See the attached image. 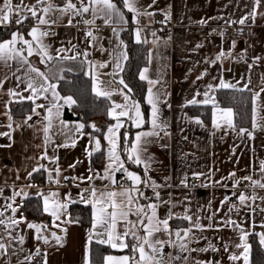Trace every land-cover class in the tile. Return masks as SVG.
I'll return each instance as SVG.
<instances>
[{"label":"crops","instance_id":"1","mask_svg":"<svg viewBox=\"0 0 264 264\" xmlns=\"http://www.w3.org/2000/svg\"><path fill=\"white\" fill-rule=\"evenodd\" d=\"M14 5L29 6L37 3V0H12ZM78 2V0H73ZM119 4L120 0H116ZM55 3L62 6V0H55ZM152 0H139V6L141 9L147 8ZM254 0H156V4L152 8H148V11L155 12V15L162 16L165 22L172 25V28L168 30L166 37H161L159 32L153 28L154 16H140L134 17L132 13L127 12L124 9L126 24H110L106 25L103 18H97L95 25H101L102 29L99 32H94L91 28L96 40H91L86 36V32H79L73 28L78 19H92L91 11L85 14L83 18L76 16L72 18V14L62 15L59 11H55L47 15V19L51 22L56 21V24H52L50 31L55 35H50L46 38L50 48V54L53 57H57L56 49L59 48H71L72 45H76L75 51H79L81 55L77 60H63L53 59L50 62L41 63L40 57L37 54L28 59L41 71L48 73V69L55 66V71L58 76H63V79H52L50 82L57 85L56 91L61 97L70 96L64 94L60 90V82H64L70 78V75L75 71L82 72L86 78L89 79L90 93L94 96L92 91V76L97 73L100 74L101 81H107L112 79L111 76L106 75L112 73L114 70L113 52L116 45L120 40L124 41L118 51L126 53L129 59V53L127 48V42L131 40L134 44H140L135 39V29L142 28L141 39L147 40V43H143L146 46V61L140 68L139 73L147 67L149 69L147 75L151 79H159L161 83L157 85L158 88L166 90L169 94L166 99L171 104V108L161 104L162 117L167 120L168 127L166 131L169 135L165 136L164 132L160 133L163 139L156 140L155 143L148 146V153L152 156L151 170L148 175L151 180L155 181L158 185L165 184V178L168 185L171 187H162L157 189L161 193L163 200L172 201L173 203L179 202L172 210L181 215L186 209H190L189 214L200 212L201 223L208 225L213 224V228L207 229L204 232L196 231L197 236L206 237L207 239H200L196 243L189 245L190 248L207 247L209 243L215 246L219 251H211L206 253L193 252L182 253L189 257V264H192L193 260H208L215 262L219 261L220 264H243V261H230L228 259V252L224 251V244L229 245L230 252L239 251L234 247L235 244L241 243L239 236L240 232L234 225H225L224 221L231 219L236 222L237 225L244 228L246 232L250 233L248 236V243L252 245V251L250 254V264L253 263V249L258 246L261 252L264 253V246L259 243V233H264V212L260 209H264V201L257 199L256 201L248 200L244 206L239 204L237 197L244 193L248 196L255 194L257 197H264V188H253L251 181L241 180L240 184L234 185V180L229 178L230 173H235L236 178L244 176H252L253 179L261 180L262 173L259 168V163L264 160V131L259 129L254 131V138H250L247 135H237L240 128L252 129V95L250 96V124L249 127H239L236 122V131L231 129L221 128L215 129L212 125V112L213 106L211 103L208 105L197 104L188 105L186 102L193 98L197 91L203 93L207 90L208 84L217 86L219 81L223 79L226 82L236 84L237 88H243L245 84L255 92H259L260 88L264 86L261 81V77L264 76V0H261V4L256 8L257 15L254 19H249L244 25L238 23L232 24L230 21H238L243 16L247 15L253 10ZM122 6V5H121ZM42 7V6H40ZM39 12V8L37 9ZM165 13L169 14V18L165 19ZM43 14V13H39ZM72 18V26L68 27V20ZM206 20V24H201L199 21ZM229 22V23H226ZM27 25L23 30H19L25 34L26 39H31L27 36V31L36 23L32 18L25 20ZM94 26V25H88ZM230 26H240L248 29V35L241 40H225L223 43L219 36H210L207 33L209 29H215L219 31L223 28ZM47 28L48 26H42ZM113 28H116L119 36L113 32ZM121 29H125L121 31ZM7 25H0V41L10 39L11 33L17 31ZM155 32V36L152 33ZM124 38H127L124 39ZM235 41V47H231L232 42ZM70 42V43H69ZM200 44L202 47L197 48ZM87 51L89 53L87 61L94 63H107L108 66L104 69L90 70L83 53ZM223 51L225 55L220 61H215V57ZM27 55V53H24ZM74 52L60 53L63 55H73ZM151 54V55H150ZM256 57H260L259 61H256ZM122 61L123 69L125 70L127 61ZM83 62V63H82ZM15 66V62H12ZM249 65H252L250 68ZM60 69H63L61 72ZM124 70L119 72L116 79L121 77L124 79ZM206 74L201 80H197L196 77L201 73ZM4 71H0V79H3ZM138 73V77H139ZM19 76L24 75V70L17 73ZM34 75V74H33ZM9 79L3 84V90L0 91V133L10 132L11 135H0V189H3V196L10 197L13 191H20L23 189L25 192H29V197H17L16 205H22L19 211L16 213V218L19 219L21 212L24 214L23 206L27 199H33L38 204L42 205V200L36 195L40 190L44 193L49 191H57L61 195V199L65 194L70 193L71 198L75 199L76 203H70L67 209L69 218L73 219V223L64 224L61 222L60 228L51 227L52 218L42 211V216L37 221H32L28 217L27 221L37 224H48L50 231H56L58 235L63 236V247L55 244V241L50 238V245H44L42 241L35 240V230L28 229L26 223H21L13 231L14 236H24L25 240L23 244L18 241L14 242L12 247L8 248L7 256H0V264H6L7 261H11V264H17V259L24 260L25 256L36 255L35 249L39 244L40 254L44 255L43 260H31V264H44L45 258L47 264H84L86 251L90 259V264H104L103 258L107 255L114 257H120L129 254L128 249L119 250L113 249L108 245H101L96 243L99 238L93 233L92 240L89 242V230L91 229V214L92 210L89 205L79 202V194L90 184L94 185L97 189H104L106 184H109L108 180L93 178L92 181H88L87 177L93 175L95 172L103 173L104 165L107 163V141L103 139V136L107 133V129L115 121L107 115L108 108L115 103H123V99L118 94H113L111 99L104 97H98L103 99L107 104L106 120H93L85 124L83 129V135L80 134H62L60 131V124L54 120L53 128L49 132L50 140L47 144L44 141L43 127L46 124L43 117L47 114L45 109H37L40 115H34L31 112L34 106L31 101L23 100L19 101L15 97H9L7 95L8 89H17L23 96H28L30 93L24 91V85H17V81L12 77V74L8 73ZM140 80V79H139ZM144 83V94L142 101L138 100L136 96L130 93V96L136 101L141 103V111L145 114L150 113V106L146 103L145 97L147 88L149 85L146 81ZM195 82V83H194ZM116 87H122L116 85ZM125 91H127L125 89ZM221 91H236L235 89H220L215 87V90H209V95L214 96L218 102V95ZM240 92V91H238ZM51 99V93L46 94ZM97 97V96H96ZM198 100H202L203 96H197ZM11 101V103H9ZM36 103L48 104L49 101L41 97ZM63 104V101H60ZM259 104L261 105V115L264 116V92L260 94ZM74 106L64 105L61 108L60 120H63L69 129L74 128L77 124L83 123L76 116L74 118L67 119L64 117L66 109H70ZM220 107L227 108L224 106ZM9 111L13 118V128L7 127L9 121L5 112ZM28 115H32V120L24 124V121ZM123 119V118H122ZM199 119L202 124H197L195 121ZM264 123V121H260ZM17 124L22 125L17 127ZM84 124V123H83ZM92 124L96 125V128L91 127ZM128 131L129 138H134L137 131L150 130V125H145L143 129H136L131 126L130 122L125 123V127L121 128L120 132L124 133ZM65 133H68V129H64ZM92 134L96 138L101 140V152H93V155L89 157L86 153V148L91 151L94 148V144L89 143L88 134ZM75 140V146H72V140ZM67 144V147L61 146ZM162 145H166L162 147ZM39 146V147H38ZM47 152L48 157L55 156L56 163H53L50 159L41 160L40 157ZM103 153V155L101 154ZM122 159L124 154L122 153ZM79 163L77 164V162ZM38 164H44L46 168L53 172L55 177V169L59 167L60 183L50 182L48 180V173L42 171L41 173H34L40 175V179L37 183L32 178H27V172L32 171V168L38 166ZM72 164H77L75 168H70ZM126 167H129L130 171H136L141 176H144L143 166H137L135 164L126 163ZM92 169L90 172L89 169ZM193 173H204L205 175L199 177V182H192ZM19 176V179H17ZM187 176L188 187H184L180 184V181ZM64 177H83L84 181L80 180H65ZM123 175L116 173V179ZM124 180V179H123ZM127 181V180H126ZM220 183L217 184L216 182ZM130 185V181H127ZM32 187L29 188L28 185ZM79 184V187L76 185ZM205 184L206 187H199V185ZM221 185H227L223 187ZM109 186H111L109 184ZM126 186V187H127ZM143 188V185H141ZM146 195L152 196L153 192L150 187L143 188ZM235 193V195H233ZM87 198L88 193H83ZM3 196H0V205H4L8 202H4ZM230 197L237 200L239 212L233 209L229 212L230 200L221 205V201L225 197ZM187 198V199H186ZM149 201H141V203H148ZM209 202L211 207L209 208ZM14 205V206H16ZM256 208V212L252 213L251 208ZM80 208H85L87 212L88 220L84 221V211ZM218 210V211H217ZM168 211V206H162L159 209L158 215L163 218ZM216 212V216L213 220L209 221L207 217ZM11 215L10 210L5 211V217ZM64 219V218H62ZM134 219V217H133ZM173 228L188 227V222L183 220H174L170 222ZM67 228V233H64L61 229ZM45 235H49V231L44 232ZM166 238V237H161ZM175 239V237H173ZM8 243L6 236V230L4 227V241ZM108 247L113 253L105 254L98 261H92L91 248L92 246ZM13 247L16 249H23L17 255H13ZM45 252L47 257H45ZM168 253L173 255L177 254V250L171 247H166L163 254V264H183V261H172Z\"/></svg>","mask_w":264,"mask_h":264},{"label":"snow or ice","instance_id":"2","mask_svg":"<svg viewBox=\"0 0 264 264\" xmlns=\"http://www.w3.org/2000/svg\"><path fill=\"white\" fill-rule=\"evenodd\" d=\"M156 4V0H152V3L147 6V8L141 9L139 6V0H120L118 4L116 0H78V2H73V0H62V6L55 3V0H37V3L29 6H18L14 5L12 0H0V25H7L10 23H15L17 25H23L25 20L32 18L36 21L34 26H32L26 33L31 39H26L25 34L21 33L19 30L13 31L11 33L10 39L0 41V71H4L3 79H0V91L3 90V84L9 79L8 73L12 74V77L17 81V85H24V91H28L30 94L28 96H23L17 89H8L7 95L9 97H15L19 101L28 100L33 103L31 109L32 114L40 115L37 109L43 108L46 111V115L43 117L46 124L43 127L44 141L47 144L50 140L49 132L53 128L54 120L58 121L61 128L62 134H80L83 135V129L86 127L85 124L79 123L74 128L69 129V126L60 120L61 108L64 105H73L76 101L72 96L61 97L56 91L57 85L51 83L52 79H63V76H58L55 71V66L48 69L46 74L41 71L38 67H35L29 57L33 54H37L40 57L41 63L50 62L53 59H63V60H77L81 55L79 51H75L76 45H72L71 48H59L55 51L57 52V57H53L50 54L51 46L46 43V38L50 35H55V33L50 31L51 25L56 24L55 20L51 22L46 18L48 14L55 11H59L62 15L72 14V18L76 16H83L89 11H91L92 19H83L84 25H95L97 18H103L106 25L113 23L116 24H126L124 9L127 12L132 13L134 17L137 18V23H139L138 18L140 16H155V12L148 11V8H152ZM261 4V0H254L253 10L247 15L240 18L238 21H230V23H238L244 25L249 19H254L257 15L256 8ZM122 5V6H121ZM42 6V7H40ZM39 8V12L38 9ZM39 13H43L42 15ZM264 15V14H262ZM18 16L19 19L13 21L12 17ZM72 18L68 20V27L72 26ZM169 18V14L165 13V19ZM208 21L201 20L199 23L206 24ZM229 23V22H226ZM42 26H48L47 28ZM125 29H121L123 31ZM142 28L135 29V39L137 43H147V40L141 39ZM215 31V30H213ZM114 34L119 36L116 28H113ZM155 36V32L152 33ZM221 41L223 43L224 31L220 32ZM86 36L90 37L91 40H96L91 29L86 31ZM70 43V42H69ZM235 41L232 42L231 47H235ZM122 46H124V41L120 40L116 45L113 52L114 70L112 73H107L112 77V79L107 81L100 80V74L92 76V91L97 97H104L106 99H111L113 94H118L122 97L123 103H115L108 108L107 115L115 121L114 124L110 125L107 129V133L103 136V139L107 141V163L104 165L103 173L95 172L93 175L87 177L90 182L93 178H99L108 180L109 184H106L104 189H97L94 185L90 184L88 188L84 189L80 194L79 202L89 205L92 210L91 214V229L89 230V242L92 240L93 233H95L99 238L96 243L101 245H108L113 249L124 250L128 249L129 254L120 257H114L112 255H107L103 258L104 264H163V254L166 247H171L177 250V254L173 255L168 253L169 258L172 261H183V264H189V257L181 255L182 253H206L211 251H219L211 243L207 247L190 248L189 245L198 242L200 239H207L206 237L197 236L196 231L204 232L207 229L213 228V224L209 223L204 225L201 223L200 212L203 210H198L197 213L189 214L190 209H186L181 215L180 213L174 212L172 209L177 206L179 202L173 203L172 201L163 200L160 191L157 189L162 187H171L172 185L167 184V180L170 178H165L164 185H158L155 181L151 180L148 173L151 170L152 156L148 153V146L155 143L158 139H163L160 136L161 132H164L165 136L169 135L166 131L168 127V122L162 117L161 104L171 108V104L168 102L166 97L169 95L166 90L158 88L157 85L161 83L159 79H151L147 75L149 69L145 67L139 73V79L146 81L149 87L146 92V103L150 106V113L145 114L141 111V103L136 101L130 96L132 89L121 77L116 79L119 72H123L122 61H126L128 56L123 51H118ZM197 48L202 47L198 44ZM27 53L25 55L24 53ZM74 52L73 55H63L60 53ZM89 53L85 51L83 56L90 70L93 69H104L108 66L107 63H94L92 61H87ZM151 55V54H150ZM225 55L221 51L216 57L215 63L220 61ZM256 61L261 58L256 57ZM12 62H15V66ZM83 63V62H82ZM251 68L252 65H249ZM24 70V75L19 76L17 73ZM62 72L63 69H60ZM201 73L196 77L197 80H201L206 74ZM34 74V75H33ZM262 84H264V76L261 77ZM195 83V82H194ZM120 85L122 87H116ZM215 87L220 89H235L236 91L243 92L248 90L252 95V129L240 128L237 135H247L250 138H254V131L259 129L264 131V116L261 115V105L259 104L260 94L264 92V86L260 88L259 92L252 91L248 84H245L243 88H237L236 84L226 82L223 79L219 81L217 86L213 84H208L206 86L207 90L203 93L197 91L193 98L188 100L186 103L188 105L203 104L208 105L209 103L213 106L212 112V125L215 129L219 130L221 128L231 129L236 131L235 124V112L233 108L220 107L218 102L215 100L214 96L209 95V90L214 91ZM125 89L127 91H125ZM51 93V99L46 95ZM203 96L202 100H198L197 96ZM43 97V99L48 100V104L36 103L38 99ZM63 101V104L60 101ZM11 103V101H9ZM7 119L9 121L7 127L9 129L13 128V118L9 111L5 112ZM123 118V119H122ZM32 120V115H28L24 121L27 124L28 121ZM130 122L131 126L136 129H143L145 125H150V130H140L134 135V138L130 139L128 131L121 133V128L125 127V123ZM197 124H202V121L196 119ZM22 125L17 124V127ZM93 129L96 128L95 124H92ZM64 129H68V133L64 132ZM0 135L9 136L10 132L0 133ZM89 143L94 144V148L89 151L86 148V153L89 157L93 155V152H101V140L96 138L92 134H88ZM72 146H75L76 141L72 140ZM67 147V144L61 145ZM166 145H162L164 147ZM39 147V146H38ZM124 158L122 159V155ZM103 155V153H101ZM41 160L50 159L53 163H56L57 159L55 156L48 157L47 152L40 157ZM79 161L77 162V164ZM126 163L135 164L137 166H143L144 176L142 177L136 171H130L129 167H126ZM77 164H72L69 167L75 168ZM259 168L262 173V179H264V160L259 163ZM46 171L48 173V180L50 182L60 183V172L61 170L57 167L55 171V177L53 172L48 170L44 164H38L32 168V171L27 172V178H32L34 173H41ZM91 172L92 169L90 168ZM116 173H121L123 179L130 181L129 186H125L123 181H118L116 179ZM205 175L204 173H193V176L199 178ZM233 179L234 185L240 184L241 180L251 181L253 188L260 187L264 188V182L261 180L253 179L252 176H244L236 178L235 173H230L229 177L225 179ZM19 179V176H17ZM65 180H80L84 181L83 177H64ZM188 177L185 176L180 184L184 187H188L187 184ZM217 184L220 182L217 181ZM143 188L150 187L152 189L153 195H146ZM79 187V184L76 185ZM207 185L201 184L199 187H206ZM227 187V185H221ZM29 188L32 187L31 184L28 185ZM3 189H0V196H3ZM84 192L88 193L87 198L84 196ZM29 192L23 191H13L10 197H5V200H10L11 203L0 205V225H3L6 230V236L8 243L5 244L2 239H0V256L8 255V248L12 247L14 242L18 241L20 244L24 243V236H14L13 231L21 223H26L28 229L35 230V240L44 245H50V238L55 241L56 245L63 247L64 237L58 235L56 231H50V226L48 224H37L27 221V218L23 216L21 212L20 218H16V213L19 211L22 205H16L17 197H29ZM36 195L42 200V205L38 209L43 213L48 214L52 218L51 227L60 228L61 223L69 224L73 223V219L69 218L67 212L70 203H76L75 199L71 198V194H65L64 198L61 199V195L57 191H49L44 193L40 190L37 191ZM235 195V193H233ZM187 199V198H186ZM239 204L244 206L248 200L256 201L260 199L264 201V197H257L255 194L248 196L241 193L237 197ZM149 201L148 203H141V201ZM230 200V197H225L220 203L223 206ZM16 205V206H14ZM162 206H168L167 214L161 218L158 213ZM211 207V202H209V208ZM252 213L256 212V208L251 207ZM236 209V205H232L228 209L229 212ZM10 210L11 215L5 217V211ZM218 211V210H217ZM264 212V209H260ZM216 212H212L211 215L207 217L209 221L213 220L216 216ZM134 217V219H133ZM64 218V219H62ZM174 220H183L188 222V227H172L170 222ZM61 222V223H57ZM225 225H234L236 229L239 230V239L241 243L235 244L234 247L239 251L236 252L229 251V245L224 244V251L228 252V259L230 261H243V264H250V254L252 251V245L248 243V236L250 233L246 232L244 228L237 225L235 221L227 219L224 221ZM264 226V225H262ZM64 233H67V228L61 229ZM49 231V235H45L44 232ZM166 238H161V237ZM259 243L264 246V233H259ZM175 237V239H173ZM23 249H16L13 247V255H17ZM39 244L35 249V254H40ZM45 257L47 253L45 252ZM32 256H25L24 260L17 259V264H31ZM6 264H11V261H7ZM44 264H47V259L45 258ZM84 264H90V259L86 251ZM192 264H213V261L208 260L207 262L203 260H193ZM215 264H220L219 261Z\"/></svg>","mask_w":264,"mask_h":264},{"label":"trees","instance_id":"3","mask_svg":"<svg viewBox=\"0 0 264 264\" xmlns=\"http://www.w3.org/2000/svg\"><path fill=\"white\" fill-rule=\"evenodd\" d=\"M127 40V38H124ZM128 41V40H127ZM129 59L124 70V80L133 90V94L142 101L144 94V83L139 80L138 73L140 68L146 61V46L143 43L134 44L131 40L127 42ZM60 90L64 94H69L76 101L74 106L66 109L64 117L67 119L75 116L84 124L93 120H106V102L90 93L89 79L80 71H75L70 75V78L59 84ZM218 101L221 106L231 107L235 112V122L239 127H249L250 124V96L248 92L238 91H221L218 95ZM40 179V175L35 174L33 181L35 183ZM40 205L33 199H27L24 202L23 210L26 217L32 221H37L41 218L42 212L38 209ZM84 211L83 219L88 220L85 208H80ZM113 253L108 247L92 246L91 259L98 261L105 254ZM253 263L264 264V253L261 252L258 246L253 249Z\"/></svg>","mask_w":264,"mask_h":264},{"label":"built area","instance_id":"4","mask_svg":"<svg viewBox=\"0 0 264 264\" xmlns=\"http://www.w3.org/2000/svg\"><path fill=\"white\" fill-rule=\"evenodd\" d=\"M20 17L18 16H13L12 19L15 21L16 19H19ZM153 28L156 29L159 32V35L161 37H166L167 32L169 29L172 28V25L168 22H165L160 15H155L153 17ZM9 27L18 29V30H23L24 28L27 27L26 23L24 22L23 25H17L14 22L9 24ZM73 28L79 32H86L89 28H91L94 32H99L102 29L101 25H94V26H88L84 25L82 19H78L76 24H74ZM215 29H209L207 30L208 35L210 36H219L220 37V32L224 31V36L223 39L225 40H241L243 38H246L248 35V29L245 27H240V26H230L228 28H223L219 31H213ZM221 38V37H220ZM118 181H123L124 185L127 186L128 182L126 180H123L121 177L118 178ZM192 182L198 183L199 178H193ZM5 197L3 196L4 202H8L9 200H5ZM230 205H236V208L238 207L237 200L232 198L230 200ZM236 210V209H234ZM0 239L4 241V226L0 225ZM44 255H32V261L35 260H43Z\"/></svg>","mask_w":264,"mask_h":264}]
</instances>
